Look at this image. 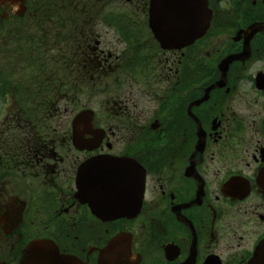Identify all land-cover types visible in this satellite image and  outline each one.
I'll return each mask as SVG.
<instances>
[{
	"label": "flooded vegetation",
	"instance_id": "1",
	"mask_svg": "<svg viewBox=\"0 0 264 264\" xmlns=\"http://www.w3.org/2000/svg\"><path fill=\"white\" fill-rule=\"evenodd\" d=\"M207 1L185 36L168 0L161 21L151 0H0V264L42 239L56 264H100L119 235L130 256L109 264H264V0ZM69 86L97 98L95 148L54 130ZM106 156L144 173L143 190L97 188L128 216L75 198L80 164Z\"/></svg>",
	"mask_w": 264,
	"mask_h": 264
},
{
	"label": "water",
	"instance_id": "2",
	"mask_svg": "<svg viewBox=\"0 0 264 264\" xmlns=\"http://www.w3.org/2000/svg\"><path fill=\"white\" fill-rule=\"evenodd\" d=\"M161 0H158L157 2H160ZM169 2V8L170 9H183L186 11H191L190 15H186L185 19H190L193 21V19H196L195 17L199 16L203 22L206 20V18H209V15H206L208 12L206 0H168ZM92 118V112L90 110H84L73 121V141L77 148L83 149L86 146V142L84 141V131H81V126H84L85 128H90V121ZM97 134V132H95ZM88 146L90 144H87ZM98 159L95 161H91L89 163H84L79 168V174L77 177V186H78V193L77 198L82 201L86 202L87 199H91V206L92 210L96 213H100L102 211L110 212L114 211L117 212V214H124L125 208L124 205L121 203V205L116 204L117 206L113 207L112 205H107L103 208L99 207L98 204V196L101 195V192H98L97 186L98 178L100 176H104L106 179L114 178L116 185H118L117 177H120L122 180L126 176L124 172V168L121 165L120 169L116 167L115 169H110L109 167H105L102 169V162H97ZM107 163V162H106ZM96 164L95 171H92L94 168V165ZM120 174V175H119ZM84 175L87 176H94V186L96 187L93 191H86V176L84 178ZM120 179V180H121ZM121 180V184L122 183ZM107 185V184H105ZM113 185V184H112ZM112 192H107V190H104L105 194H120L121 196H124V186L121 187V189L115 188ZM120 206V207H118ZM125 237L119 236L109 243L107 248L103 250L104 256L103 259H100V264H109L105 261V256L108 254H111L115 252L118 247H121V253L125 259H128L131 251L130 242L124 240ZM125 242V244L123 243ZM60 259V255L58 254V248L56 245L51 244L49 241H37L33 244L29 245L27 249L25 250V255L22 264H56V261ZM112 264V263H110Z\"/></svg>",
	"mask_w": 264,
	"mask_h": 264
},
{
	"label": "rangeland",
	"instance_id": "3",
	"mask_svg": "<svg viewBox=\"0 0 264 264\" xmlns=\"http://www.w3.org/2000/svg\"><path fill=\"white\" fill-rule=\"evenodd\" d=\"M67 1L68 0H54V2L56 3V6H55L56 9L55 10H62V12L66 13L67 15H68V13L70 15H72V11H71L72 7L67 5ZM42 9L48 10L49 8L45 6ZM79 19H80V17H77L75 19V21L78 23V25L80 24ZM63 52L66 54L65 57L68 58L69 57V51L64 50ZM43 80H45V79L42 78L40 81H43ZM73 83L75 84V82H73ZM59 84H61V82L57 81V85H58L57 90L60 89ZM89 84H91V82H89ZM90 89L93 90V88H90ZM61 93H64V90H62ZM61 93H60L59 97H55L56 100H60V112H58L57 116H55L54 123L52 125L54 127V130L58 134V136H60V138H68V137H70V134L72 133L71 122H72L73 117L75 116V113L84 107H89V108L96 110L97 98L93 99V98H91L90 95L87 97L84 95V93L83 94L75 93L73 90H71L70 86L68 87V92H66V97H61V96H63ZM50 100L52 102V105H53V103L56 102L54 100V97H50ZM2 118H3V116H0V121L2 120ZM63 144H65V143H63ZM77 156L78 155L74 151L73 152L74 162L77 160ZM73 164L76 165L75 163H73Z\"/></svg>",
	"mask_w": 264,
	"mask_h": 264
}]
</instances>
